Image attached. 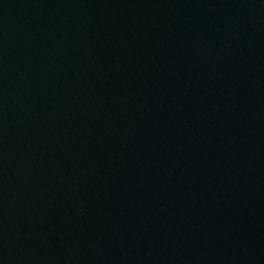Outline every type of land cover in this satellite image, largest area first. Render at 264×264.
<instances>
[{"label":"water","instance_id":"95a60500","mask_svg":"<svg viewBox=\"0 0 264 264\" xmlns=\"http://www.w3.org/2000/svg\"><path fill=\"white\" fill-rule=\"evenodd\" d=\"M0 264H264V0H0Z\"/></svg>","mask_w":264,"mask_h":264}]
</instances>
